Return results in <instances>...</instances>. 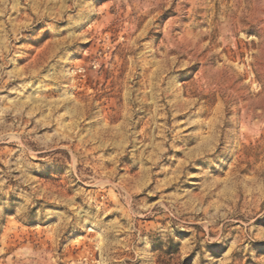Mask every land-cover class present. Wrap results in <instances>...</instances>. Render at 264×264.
I'll return each mask as SVG.
<instances>
[{
	"label": "rangeland",
	"instance_id": "1",
	"mask_svg": "<svg viewBox=\"0 0 264 264\" xmlns=\"http://www.w3.org/2000/svg\"><path fill=\"white\" fill-rule=\"evenodd\" d=\"M0 264H264V0H0Z\"/></svg>",
	"mask_w": 264,
	"mask_h": 264
},
{
	"label": "trees",
	"instance_id": "2",
	"mask_svg": "<svg viewBox=\"0 0 264 264\" xmlns=\"http://www.w3.org/2000/svg\"><path fill=\"white\" fill-rule=\"evenodd\" d=\"M160 251H162V253H164V254H172V253L175 255L179 254V248L178 247H176L173 252H171L172 248H169L168 250H163V248H161Z\"/></svg>",
	"mask_w": 264,
	"mask_h": 264
}]
</instances>
